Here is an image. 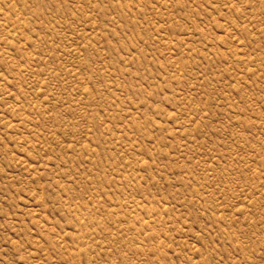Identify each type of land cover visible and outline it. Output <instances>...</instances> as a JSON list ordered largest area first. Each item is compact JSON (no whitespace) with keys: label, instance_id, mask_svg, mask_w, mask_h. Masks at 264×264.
I'll list each match as a JSON object with an SVG mask.
<instances>
[{"label":"rangeland","instance_id":"rangeland-1","mask_svg":"<svg viewBox=\"0 0 264 264\" xmlns=\"http://www.w3.org/2000/svg\"><path fill=\"white\" fill-rule=\"evenodd\" d=\"M0 264H264V0H0Z\"/></svg>","mask_w":264,"mask_h":264}]
</instances>
